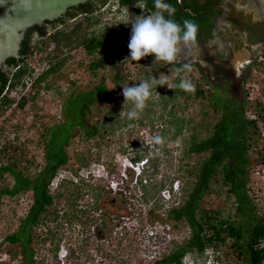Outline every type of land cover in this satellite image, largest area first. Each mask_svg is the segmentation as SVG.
<instances>
[{"label":"trees","instance_id":"trees-1","mask_svg":"<svg viewBox=\"0 0 264 264\" xmlns=\"http://www.w3.org/2000/svg\"><path fill=\"white\" fill-rule=\"evenodd\" d=\"M110 1L113 0H100L98 8L94 7L95 4L91 1L73 6L71 8L75 15L72 16L70 13L68 15L67 11L59 19L44 21L45 24L53 23L52 28L47 30L37 25L29 27L23 36L19 57L6 60V65L11 66L9 71L0 70V116L14 103V100L9 99L7 95L2 96L1 93L5 88H15L22 83L24 77L30 76L33 70L28 64L35 54H41V60H46L48 67L33 80L31 90L18 100L16 107L23 109L26 102L35 100L41 91L52 90L58 80L67 85L64 94L59 89L54 90L57 96L63 98L59 121L49 128L35 129L38 147H42V164L36 166L33 157L27 159L26 151L21 150L18 145L8 143L0 148V155L5 160V163L0 162V200L2 197L14 199L23 194H27L30 199L25 215L15 230L3 237L0 247L17 246L20 257L18 264H39L33 248V229L47 220L56 221L58 210L55 202L61 201L63 195L59 190L63 186L70 191L66 208L71 211L69 214L64 212L68 223L74 221L79 223L82 229L90 230L96 223L95 213L104 207L102 202L98 208L102 186L97 189L96 194L91 193L96 196L94 206L80 211L77 210V201L82 196L83 188L74 185L72 178L60 181L54 193L49 190L50 183L60 173L59 170L67 167V148L74 139L81 143L90 141L95 143V139H104L115 128L127 125L126 114L121 116L114 107L119 99V93L120 99L124 102L122 86L138 85L140 81H150L153 76L162 79L160 76L166 67L182 69L188 65L199 72V77L191 82L195 85L193 93L185 92L179 87L169 89L167 86H158L156 90L155 88L152 90V97L155 95V100L147 102L148 105L159 107L162 111L159 117L163 119L164 125L169 126L158 136L164 141L165 132L172 127L171 138L180 137L183 146L179 160H185L180 168L183 173L177 176V180L180 182L183 180V183L176 204L166 209L164 216L159 214L158 221L164 225L170 224L172 229H177L180 224L188 229V236L184 240L179 244L172 242L169 251L161 254L152 264H182V258L187 253L201 254L207 249L217 252L223 248L229 250L225 254L226 257L241 264H264V213L260 212L255 202L250 178L251 170L257 164L254 162L255 158L260 157L258 162L264 165V150L258 144L260 138L264 137V102L259 98L249 99L247 89L242 91L240 98L231 94L230 81L224 77L219 80L212 79L202 68L200 61L184 62L177 59L175 63L169 65L148 56L142 59L143 63L137 72L139 79L129 80L130 73L121 69L123 52L128 49L126 42L131 32L129 26L108 30L102 28L96 32L90 30L91 27L100 24L98 18H92L93 10L97 12ZM114 1L120 6L116 10L117 13L127 6H132L134 17L141 15L140 8L148 14L156 11L154 0ZM166 2L175 8V14L171 19L181 24L184 20H190L198 25L195 45L200 44L206 50L211 41L224 37L222 30L216 31L217 21L222 14V0H166ZM86 8L92 11H87ZM76 16L84 17L86 26L77 24L68 32L60 30L68 25L65 23L66 19ZM165 16L167 17V13ZM260 18L261 20L254 23L232 19L230 21L240 34L246 33L249 46H260V54L245 68H258L263 71L264 15ZM35 31H39V39L33 42L32 34ZM232 39L235 41L229 40L230 43L237 42L238 47L241 45L242 41L238 35H232ZM50 45L53 49L46 54ZM64 46L69 49L81 47L85 56L89 58L86 65L83 66L82 62L76 65L77 69H82L89 77L96 78L90 80L89 86L82 87L77 85L75 80H69V74L64 67L70 56L62 52ZM216 52L218 59L223 62L226 56L219 50ZM130 62L134 63L131 60ZM204 62L214 64L210 56H206ZM164 73L163 75H168L166 71ZM246 78L241 81L243 85L248 81ZM181 80L184 79H176L172 85H178ZM196 104L202 109L198 112L199 118L197 114H185ZM131 107H133L131 103H125L124 109L128 112ZM31 109H36L35 104ZM34 118L35 124L42 117L36 115ZM20 129V125H16L13 130L17 133ZM184 133H187V136L181 138ZM17 139L16 135L15 140ZM76 161L81 164L82 157H77ZM33 167L34 172L30 173ZM72 172L74 175L77 173ZM87 187L89 188L88 184ZM141 188L144 189L142 185ZM211 195H224L230 207H233V214L224 215L222 210L202 207L204 200L209 199ZM114 202L115 200L112 201L113 204ZM121 202L124 203V200L121 199ZM262 210L264 211L261 208ZM104 211L100 216L103 220L99 222L100 227L92 231V235L97 239L104 235L101 228L107 230L110 224L108 213ZM81 217L84 221H81ZM47 239L53 244L52 254L56 259L58 242L54 241L55 236L51 232L44 234L43 240ZM6 253L15 257L12 248ZM67 256L70 264H76L74 260L77 259L72 252Z\"/></svg>","mask_w":264,"mask_h":264},{"label":"rangeland","instance_id":"rangeland-1","mask_svg":"<svg viewBox=\"0 0 264 264\" xmlns=\"http://www.w3.org/2000/svg\"><path fill=\"white\" fill-rule=\"evenodd\" d=\"M222 2V14L217 21L216 31L222 30L224 37L217 38L209 43V46L216 48H213V50L207 46L205 50L200 44L187 48L181 47L177 59L184 62L200 61L202 68L212 79L219 80L224 77L227 81H230L231 94L240 98L242 91L247 89L249 90V99L259 98L264 102V70L245 68L254 57L260 54V46H249L245 37L246 33L241 32L242 34H240L233 22L230 21L232 19L238 22L254 23L261 20L260 16L264 15V0H222ZM127 11L123 10L117 13V11H114V7L109 6L93 12L92 18H98L100 24L91 27L90 30L96 32L102 28L108 30L112 28L120 29L126 26L131 29L130 24H124L129 16L130 18L134 17L132 10ZM140 12L141 14H148L144 10ZM77 24H81L82 27L86 26L84 17L79 16L60 30L68 32ZM232 35H238L241 38L242 43L239 47L237 42L230 43L229 40H233ZM129 39L130 36L128 41ZM216 50L226 56L223 62L218 59ZM62 52L70 56L64 67V70L69 74V80H75L77 85L82 87L89 86L90 80L96 78L89 77L82 69L76 67L77 63L82 62L84 66L89 60L83 49L81 47L69 49L64 46ZM128 56L129 49L123 52L121 69L126 73H130L129 80L135 81L137 78L139 79L137 72L140 70L143 60L132 63L130 59H126ZM206 56L213 59V65L204 62ZM35 67L38 69L33 71L35 72L33 75L37 76L41 70L40 67ZM218 67H222V69H217ZM165 71L168 74L167 76L163 75ZM160 77L167 79L168 84L171 86L172 82L178 78L192 82L199 77V72L193 66L182 69L168 66ZM244 77H247L248 81L243 85L241 81ZM33 78L32 76L31 79ZM26 81L30 82L28 78H26ZM55 89H59L64 94L67 85L65 82L58 80L52 90L41 91L39 97L33 101H27L23 109L16 107L17 97H14L13 94L9 95V99L14 98V103L7 109L4 108L5 111L0 116V148L3 144L8 145V143L18 145L21 150L26 151L27 159L33 157L36 166L42 164V147H38L37 130L35 129L49 128L59 121L63 98L55 94ZM120 96L119 93V99L114 107L117 108L121 116H125L127 111L124 109L125 104ZM155 98L154 95L148 102L154 101ZM33 104H35V110L31 109ZM192 107V110L185 114H197L199 118L198 112L202 109L197 104ZM161 113L162 111L158 106L147 104L144 111L140 113L139 119L129 120L126 118L127 125L115 128L104 139L97 138L95 143L92 141L81 143L78 139L72 141L67 148V167L59 170L60 175L58 179L53 181L49 190L54 193L55 187L60 181H67L72 178L74 185L83 188L81 191L82 196L77 201V210L80 211V209L87 210V208L94 206L96 196L91 193L96 194L97 189L102 186L98 208L102 202H104V205H102L104 207L99 208L100 211L95 213L96 223L93 227H100L99 222L103 221L100 216L105 212L104 210L108 213L110 224L107 230L101 228L104 235L97 239L92 235L93 227L88 230L86 228L82 229L77 222L68 223L64 212L69 214L71 211L66 208V200L70 191L64 186L61 187L59 192L63 195L62 199L58 203L55 202L58 210L56 221L47 220L33 229V248L39 264H70L68 256L62 257L66 251L74 254V258L77 259L74 260L76 264H152L161 254L169 251L172 242L179 244L188 236V229L181 224L177 229H172L169 224L170 231H165L162 234L159 222H155L158 221L159 214L164 216L165 210L176 204L183 180L179 181L177 191L174 192L171 189L169 196L163 191L171 188V185L177 181V176L183 173L180 168L185 163V160H179L183 148L180 137L171 138L172 127L168 132H165L166 139L163 143L157 144L153 140V137L158 136L169 127L163 124V119L159 117ZM36 115L42 118L34 124V116ZM98 121L100 120L98 119ZM16 125L21 127L17 133L13 130ZM16 135L18 137L17 141L15 140ZM186 136L187 133H184L181 138ZM258 144L264 150V137L260 138ZM152 154L156 158L153 160V166H150L152 168L142 177V184L145 187L141 189L138 183H134L133 172L125 166L129 161L132 162L131 159L137 161L146 155L149 157ZM76 156L82 157L81 164L76 161ZM255 159L254 162L257 164L250 173L252 192L260 212L264 213L263 210L261 211V208L264 209V165L259 164L258 159ZM0 162L1 164L5 163L1 155ZM72 171L77 172L76 175ZM33 172L34 167L30 170V173ZM110 179L118 182L114 192L111 189L108 191V181H111ZM63 184L66 185L65 182ZM114 184L116 185V183ZM121 199L124 200L125 204L121 202ZM114 200L113 204L112 201ZM29 205L30 199L27 194L14 199L2 197L0 200V242L5 235L15 230ZM202 207L211 210H222L224 215L233 214V207H230L224 195H211L209 199L204 200ZM135 220H139L137 225ZM81 221H84L83 217H81ZM140 222L141 225H139ZM48 232H51L55 236L54 241L58 242L56 259L53 258V244L51 241L49 239L43 240L44 234H48ZM149 232H152L153 236H150ZM157 232L160 233L156 236L155 233L157 234ZM9 248L14 250L15 257L6 253ZM227 252H229L228 248H223L218 253L207 251V255L192 252L182 259V264H241L226 257ZM19 260L17 246L2 245L0 247V264H6L7 262V264H18Z\"/></svg>","mask_w":264,"mask_h":264},{"label":"clouds","instance_id":"clouds-1","mask_svg":"<svg viewBox=\"0 0 264 264\" xmlns=\"http://www.w3.org/2000/svg\"><path fill=\"white\" fill-rule=\"evenodd\" d=\"M109 6L114 7V11L120 8L118 3L114 0L108 2V4L105 5L104 7H109ZM154 6L156 11L152 12L151 14H141L139 16H135L132 18H130L129 16L128 20L124 22L125 25L128 24L131 25L130 39L127 44V47L129 49V56L126 59H130L133 62H138L143 58H146L148 56H153L155 61H162L165 64L170 65L177 61V55L181 47L187 48L189 46L196 44L197 33L199 30L198 25L190 20H184L181 24L171 19V17L174 16L175 14V8L172 5L168 4L166 0H154ZM140 9L141 11L143 10L142 8ZM123 10L125 11L132 10V6L124 7L121 9V11ZM165 13H167V17L165 16ZM188 67H189L188 65H185V68ZM33 73H31L32 75L30 74V76L24 77L22 83L20 85H17L19 92H23V90L26 88V84L28 83L26 81V78H28V80L33 83V80L38 76V75L34 76ZM32 76L34 77L33 79H31ZM158 86L159 87L167 86V88L169 89L179 87L183 91L189 93H193L195 91V85L187 79L181 80V82L178 85L170 86L168 84L167 79H159L154 76L151 78L150 81L148 80L140 81L138 85L133 84L132 86H128V85L122 86V96L124 97V104L131 103V105L133 106L126 113V116L129 120L139 119L140 113H142L144 109L147 107V102L153 95V91H152L153 88H155L156 90ZM5 95L9 97L10 92H8ZM153 140L157 144L163 143V138L160 136L153 137ZM154 158L156 157H154L152 154L149 157L146 155L144 158H141L140 160L137 161L135 159H133L135 161L131 159L132 162L129 161V163L125 166L133 172V176L135 179L134 183L135 184L138 183L140 188L141 185L145 187L144 184H142V177H144V175H146V173L152 168V167L150 168V166L153 165ZM59 175L60 174L58 173L52 179L50 186L52 185L55 179H58ZM108 182H109L108 190L111 189L114 192L115 187L118 186L117 180L114 181L111 180ZM113 183H116V185L115 184L113 185ZM178 184L179 181L177 180L174 184L171 185V188L166 189L163 192H166L169 196L171 189L174 192L178 190ZM155 222H159V221H155ZM135 223L137 225L139 223V220L138 221L135 220ZM158 224L160 227V232L162 234L165 233V231L167 232L170 231L169 225H164L160 222ZM139 225H141V222ZM95 228L96 227H93L92 231H94ZM160 232H157V234L155 233V235L157 236L158 233ZM151 233L152 232H149L150 236H153ZM207 251H211L212 253L219 252V251L213 252L212 250L207 249L201 254L207 255L206 253ZM68 253L66 251L65 253H63L62 257L65 258ZM188 254L190 253H187L186 255Z\"/></svg>","mask_w":264,"mask_h":264},{"label":"water","instance_id":"water-1","mask_svg":"<svg viewBox=\"0 0 264 264\" xmlns=\"http://www.w3.org/2000/svg\"><path fill=\"white\" fill-rule=\"evenodd\" d=\"M44 1L0 0V69L5 68L8 58H18L15 56L21 38L20 31L36 25L43 18H53L70 3L77 4L84 0H59L48 4Z\"/></svg>","mask_w":264,"mask_h":264},{"label":"flooded vegetation","instance_id":"flooded-vegetation-1","mask_svg":"<svg viewBox=\"0 0 264 264\" xmlns=\"http://www.w3.org/2000/svg\"><path fill=\"white\" fill-rule=\"evenodd\" d=\"M55 1H59V0H46V1H44V2H46L47 4L48 3H53V2H55ZM87 1H91V2H93L95 5H94V7H96V8H98V6L100 5V0H84L83 2H79V3H77V4H72V3H70V2H72V1H70L69 3H70V5H67L64 9H63V11L62 12H60L59 14H57L56 16H54L53 18H43L40 22H38L36 25L37 26H42V28L44 27L45 28V30H47V29H50V28H52V26H53V23H51V24H48V23H44V21H46V20H49V21H53V20H56V19H59V17H62L67 11V14L68 13H70V14H72V16L73 15H75L74 14V10H73V8H71V7H73V6H78L79 4H84L85 2H87ZM60 2V1H59ZM106 4V3H105ZM104 4V5H105ZM69 8H71V9H69ZM86 10L87 11H92L91 9H89V8H86ZM96 11V10H95ZM94 10H93V12H95ZM77 14V13H76ZM69 15V14H68ZM79 15V14H78ZM78 16H76V17H73V18H68V19H66L65 21L64 20H62V21H64L65 23H69L71 20H74L75 18H77ZM34 25V24H33ZM30 27V26H29ZM29 27H27L24 31H20L19 32V34L21 35V38H20V40H19V48H18V51H17V55L15 56V57H19V52H20V49H21V42H22V40H23V36H24V34L26 33V30L29 28ZM39 31H35L34 32V34H32V41L34 42L35 40H37V39H39ZM5 65H6V62H5ZM10 68H11V66H8V65H6L5 66V68H2V69H0L1 71H3V72H7V71H9L10 70Z\"/></svg>","mask_w":264,"mask_h":264},{"label":"built area","instance_id":"built-area-1","mask_svg":"<svg viewBox=\"0 0 264 264\" xmlns=\"http://www.w3.org/2000/svg\"><path fill=\"white\" fill-rule=\"evenodd\" d=\"M52 49H53V46L52 45H50L49 46V48L47 49V52H46V54H48V53H50L51 51H52ZM41 54H35L31 59V61L29 62V64H28V66H29V68L31 69V70H36V69H38V68H36L35 66H37V67H40V70H41V72L42 71H44V70H46L47 69V67H48V65H47V61L46 60H41ZM33 63H35V65H33ZM15 69H17V68H15ZM40 72V73H41ZM35 73V72H34ZM33 73V74H34ZM39 73V74H40ZM38 74V75H39ZM31 84H32V82H29V83H27L26 85H27V87L23 90V92L22 93H20L19 91H18V86L17 87H15L14 89H7V88H5L4 90H3V92L1 93V95L3 96V95H5V94H7L8 92H10V94H13V96L15 97H17V102H18V100H20V98L23 96V95H25L26 93H28L30 90H31Z\"/></svg>","mask_w":264,"mask_h":264}]
</instances>
